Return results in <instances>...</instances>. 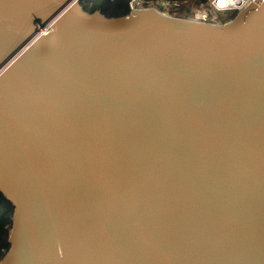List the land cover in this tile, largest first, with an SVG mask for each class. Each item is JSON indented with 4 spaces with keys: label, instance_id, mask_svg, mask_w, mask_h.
<instances>
[{
    "label": "water",
    "instance_id": "water-1",
    "mask_svg": "<svg viewBox=\"0 0 264 264\" xmlns=\"http://www.w3.org/2000/svg\"><path fill=\"white\" fill-rule=\"evenodd\" d=\"M0 193V264H264V0H0Z\"/></svg>",
    "mask_w": 264,
    "mask_h": 264
},
{
    "label": "built area",
    "instance_id": "built-area-1",
    "mask_svg": "<svg viewBox=\"0 0 264 264\" xmlns=\"http://www.w3.org/2000/svg\"><path fill=\"white\" fill-rule=\"evenodd\" d=\"M81 1V0H79ZM252 0H128V11L152 8L165 16L188 18L210 23H222L232 19ZM218 13H230L232 17L221 20ZM45 30L39 29L41 32Z\"/></svg>",
    "mask_w": 264,
    "mask_h": 264
},
{
    "label": "trees",
    "instance_id": "trees-1",
    "mask_svg": "<svg viewBox=\"0 0 264 264\" xmlns=\"http://www.w3.org/2000/svg\"><path fill=\"white\" fill-rule=\"evenodd\" d=\"M127 2L128 0H81L80 4L89 12L100 9L106 16H120L129 13ZM12 210V205L0 193V260L9 246L8 231Z\"/></svg>",
    "mask_w": 264,
    "mask_h": 264
},
{
    "label": "rangeland",
    "instance_id": "rangeland-1",
    "mask_svg": "<svg viewBox=\"0 0 264 264\" xmlns=\"http://www.w3.org/2000/svg\"><path fill=\"white\" fill-rule=\"evenodd\" d=\"M217 15H218V18L223 21L233 16V14H230V13H218Z\"/></svg>",
    "mask_w": 264,
    "mask_h": 264
}]
</instances>
